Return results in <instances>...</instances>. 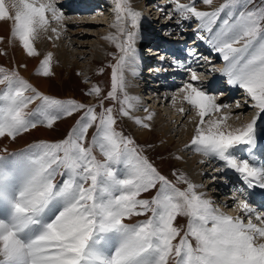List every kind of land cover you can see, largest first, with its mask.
<instances>
[{"label":"snow or ice","instance_id":"snow-or-ice-1","mask_svg":"<svg viewBox=\"0 0 264 264\" xmlns=\"http://www.w3.org/2000/svg\"><path fill=\"white\" fill-rule=\"evenodd\" d=\"M172 2L185 19L201 21L210 34L208 42L226 62L223 74L228 83L243 88L259 109L242 127L225 130L227 116L204 127L205 117L229 106L218 104L199 86L196 71L189 69L191 82L180 91L200 117L191 146L234 170L246 186L264 188V164L241 155L251 151L258 119L264 115V0L259 7H250L252 0H225L212 11L198 10L195 0ZM202 2L212 5L213 0ZM115 12L113 27L119 35L105 38L116 42L121 55L112 66L107 98L119 101L120 115L130 116L132 101L138 98L126 92L121 98L118 91L125 88L126 66L137 74L136 33L131 28L137 26L140 13L131 8L130 0H115ZM221 13L226 18L214 31ZM49 14L53 20L64 19L55 0H0V21H12V37L19 38L30 56L38 55L33 40L39 29L46 30ZM51 58L48 53L38 74H52ZM93 92L101 89L94 86ZM36 101L39 104L30 109ZM97 107L103 111L97 113ZM80 110L84 114L64 139L0 152V264H264V212H257L247 199L233 196L244 214L233 217L196 191L202 185L183 175L179 179L187 187L177 188L140 155L131 138L116 130L112 107L46 95L18 71L0 66V139L14 141L38 125L51 128ZM133 119L150 127L140 117ZM152 189L156 194L151 199L139 198ZM141 215L148 218L125 222ZM253 215L259 223L253 222ZM179 216L188 218L183 234L175 226Z\"/></svg>","mask_w":264,"mask_h":264},{"label":"rangeland","instance_id":"rangeland-1","mask_svg":"<svg viewBox=\"0 0 264 264\" xmlns=\"http://www.w3.org/2000/svg\"><path fill=\"white\" fill-rule=\"evenodd\" d=\"M95 1H97V6L95 9L88 10V11H80L78 4H77L78 0H76V2H74V5L71 4L72 5L71 9L64 10L65 7L62 9L65 12L64 21L63 20L62 21H56V20L52 21L51 20L50 24L52 25V27L56 29V26H58V30L61 32V34L59 37H57V36H55L56 31H52V27H51V29L48 28L50 36L52 37V39H55L54 41L56 42V53L54 55H55L57 60L55 59L54 62L51 60L52 74L49 76H46L49 79V87L50 88H49L48 92H43V93L46 95L54 96V97H56L58 99H62V100L73 99V100H76L80 103H84L86 105H100V103L103 102V105L105 108L106 107H112L113 108V114L116 116V125H115L116 130L118 132H122L124 134V136L131 138L135 142L133 146L137 148V151L140 153V155L143 157H146L147 160L153 166H155V168L162 175L166 176L173 184H175L177 188L184 189L187 187V185L182 180L179 179V177L181 175L184 176L185 180L191 182V180L188 177L187 172H186V165H188L187 163H192V164L194 163L193 164L194 167L197 165L195 167V170H197V172L195 171L194 174L198 175L197 176L198 183L196 185H202V187H200V188L201 189L203 188V190L205 189L206 194L208 195L207 198L208 199L210 198L212 200L211 197H214V203H216V205L215 204L214 205L216 207H218L220 209V211L222 210V212L225 211V213H228L226 211H228V210L231 211L230 209H234V211H237V214L235 217L240 216L239 215V212H240L239 205L233 200V198L231 199L232 195L235 196V194H237L236 196L240 197V199H246L245 197H243V193L241 192V190H239L235 187V186H237L238 183H235L233 187H232L231 183H229V185L227 184V187L229 186L228 187L229 188V191H228L229 194L228 193H221L220 194V192H219L220 189L217 190V188L215 186V183H217V181H215V179L213 180L214 177L211 178V180H209V177L214 176L217 171L215 173L212 172L211 169L209 168L211 165L208 166L209 163H203V161L198 162V163L196 162V159H197L196 157H198V156H196V154L198 151H196L194 149V147H192V148H193L195 153H189L190 152L189 150L191 148V144H190V148H189V146L186 145L185 141L188 138V135L190 134V132L187 133V132L183 131V133H182L181 132L182 130L180 131V128L183 129V127H182L183 123L185 121H187L188 114L184 118L185 121L183 120L182 121L183 123L182 122L180 123L181 118L183 116V113H185L184 112L185 110L183 112H181L178 109V111H180V112H178V114H181L180 115L181 117L179 119H171V121H173L174 124L176 123L177 127L178 126L179 127L177 130H171V131L167 132L169 136H172V141H170V142L166 141V145H165V141H163L164 136H162V134L159 132V126L160 125H158V123L157 124L153 123V125H150L147 122V120L145 121L143 119V123L150 125V127H143L141 123H137V121L135 119H133V117H140L138 111H136L135 109H130V112H131L130 116H122V115H120V112H119V109H120L119 101L107 98V94L109 91H111V85H112V70H113L112 66L116 63V61L119 58V56L121 55V53H120V50L117 47H115L116 42H113L112 40H111V43L107 42L109 39L105 38V37L110 35L109 31H110L111 25L110 24H107V25L103 24V22H100L102 19L99 17H98V19L96 18L97 20H95L93 15L98 14L99 10L105 9L106 6L109 8H111V6H112V12L111 13L107 12L106 16H109V17L113 16L110 19L115 18L116 17L115 0H108L109 3H107V0H95ZM163 1H166V0H140V3L138 5L132 0H131L132 3L130 2L131 8L140 13V16H139L138 21H137V26L135 28H131V30L136 33L135 43H134V47L137 50L136 56L138 55V57H140L138 51L141 52L143 58L147 56L146 54H149L146 52H149L148 50L152 49L153 45H155L154 43L151 44V42H150L151 37L155 38L154 40L156 42H158L160 40L161 41L165 40L166 38H168V36L171 35V36H173V39L175 37V40H173V42L179 43V41L181 39H185L184 35H185V31H186V35L188 37L185 39V42H187V44H188V43H190V41L193 38H196L197 40L200 41L199 42L200 44L195 47V50L200 51V53H201L200 60L203 63H207L208 71L210 73L215 74V77H214L215 80L222 81L220 79V77L225 76L223 74V68L224 67L221 65L220 61L219 62L217 61V57H216V55L220 56V53L215 51L213 46L208 42L210 34L206 30L201 28V21L199 19H197L195 17H190L189 19H185L178 12L175 11V8H176L175 3L171 2L172 0H168L170 4H169V6L166 7V9H171L167 13V14H169V17H166L165 15H163V13L166 10L165 11L163 10V12H161V11H156V9L154 8L155 12L157 13V18L154 17L156 13H153V15L151 14L152 15L151 17H154L155 21L159 20L158 22H156L157 24L150 27V20L144 19L143 22H141L142 21L141 20L142 19L141 14L143 12L151 11L153 4H156V5L159 4L160 6H164L165 4L164 5L161 4V2H163ZM180 2H182V3L184 2V4H187L191 1L190 0H180ZM200 2H202V0H198L197 3H195V6L197 7L198 10L212 11V10L218 8L222 3H224L225 0H215L216 6L213 8H211L212 5L209 8L208 7L204 8L200 4H198ZM261 3H262V0H252V5H250V7L251 6L259 7V6H261ZM74 8L78 11L74 10ZM94 10H96V11H94ZM76 12L77 13L80 12L84 15L88 14V17H86V18L81 17L80 18L79 13L76 14ZM92 12L94 14H92ZM100 16H102V15H100ZM159 16H161V17H159ZM170 17L172 18L171 25L165 20V18H167V20H169ZM225 17H226L225 14L221 13L220 19L217 20L212 25L214 31L217 30L219 25L222 24L221 19H223ZM80 19H83V22L77 21ZM181 21H184L182 23V28L179 25ZM166 23H168V24H166ZM165 25H169V26H165ZM195 25H199V27L194 30L193 28ZM158 26L160 27V29ZM165 27H167V28H165ZM168 27H169V30H168ZM163 28H165V31H168V32L163 31L162 30ZM157 30H160L158 36H156ZM137 35H138V37H137ZM148 35H151V36L148 37ZM169 40H170V44H171L172 40L171 39H169ZM103 42L106 43L104 45L105 46L104 48L102 47ZM203 44H204V46H203ZM111 45L113 47H111ZM148 45H149V47L152 46V48H149V47L147 48ZM173 47H174V44H172L169 47V49H172ZM178 49H181V47ZM205 51L207 52V54H203V52H205ZM167 53L168 52H166V54ZM152 56H153V54H150V56L146 60H144V62H146L147 65H144V68L142 67L143 73H141V74L149 75V72H151V70H152L149 68V66H151L153 63H156V61L158 63L160 57L164 58L163 57L164 55H162V54L158 55L159 57L156 55H154L153 57ZM150 58H152V61L149 60ZM63 59H66L68 61L63 62L64 61ZM155 59H157V60L155 61ZM167 59H168V57H167ZM185 59H186V56H185ZM219 59H220V57H219ZM221 59H222V54H221ZM165 60H166V55H165ZM136 61H137V59H136ZM163 62H164V59H163ZM137 63L138 62H136V65H137ZM3 65L6 67V65L4 63H3ZM3 65H0V66H3ZM140 65L142 66V63ZM138 67H139V63H138ZM139 69H140V67L138 68V71H137L139 77L136 74V76L138 78H136L135 76H134L135 77L134 78L133 75H131L129 78L128 75L126 76V73L124 71V77L126 76L128 78V81H125V88H124L123 92L118 91V96L122 98L125 92L129 95V93H133V91H136V93L139 96H141L140 97L141 100H143L145 102L144 104H139L138 109H140L141 111H144V109H148V108H153V110H156L159 108V104L162 106L165 103V97L166 96L165 97L162 96L164 93V90L162 91V94H161V86H153V84H152V87H147V84L145 82L148 79H146L145 77H144L145 81L142 82L141 86H140L139 78H141V76H140ZM166 69H168V68H166ZM55 72L59 74L58 79L55 78ZM169 74H172V72L165 74V77H168ZM161 77H163V76L161 75ZM23 78L27 80V78H25V77H23ZM188 78H190V71H189V73H187V75H185L184 80L190 82V80H188ZM131 80L135 83L133 90L131 88H128V89L126 88V84L128 82H130ZM141 80L143 81V79H141ZM199 81H200V78H199ZM224 84L227 86L229 85V83H227V82L223 83V85ZM94 86H98L101 89V92L99 94L94 93V92L90 94V89H92ZM175 87L176 86L173 87V90ZM153 88H158V90H155ZM225 89L226 88H221V86H219L218 90H216V91L213 90L214 91L213 94L215 96L221 95L222 91H224ZM170 90H172V89H170ZM175 91H178V90H175ZM171 94L174 97V94L172 92H171ZM151 95L155 96L156 98L154 100H152L153 96L151 98L150 97ZM145 96H146V98H144ZM148 96L151 98V100L148 99ZM169 96H170V94H169ZM236 97L237 98L239 97V98L233 102L234 104H235V102L237 103L238 101L241 104L246 103V110L241 111V115H243L244 118H241V116H239L237 114L236 115L230 114L231 115L230 117L233 116L234 122H236L237 124L247 122L249 120V118L251 117V115H254L258 109L252 106L254 104V101H252L249 96L248 97H242L239 95ZM240 98H242V99L240 100ZM160 100H161V102H160ZM169 100H170V98H169ZM172 100H174V99L172 98ZM163 101H164V103H163ZM170 102H172V101H169V103L167 102V104H166L167 111H171L173 109L172 107L169 106ZM37 104H39V103H36V105ZM96 111H97V113L102 112L103 108L97 107ZM173 112H174V110H173ZM190 112L192 113L193 111L191 110ZM230 113H232V112H230ZM234 113H236V112H234ZM239 113H240V111H239ZM250 113H253V114H250ZM83 114H84V110H80L71 116H67V117H64L60 120H57L54 123V125L51 127V129L55 130L54 134H52V133H49L50 135L48 134V136L50 138L44 137V136L41 137V135L36 130L40 129V127H43L46 125H38L36 128L30 129L29 131L21 133L20 135H18L17 136L18 139L16 138V140H14V141L12 140L13 142L10 141L11 139H9V138H8L9 142L5 141V143L0 139V141H2L3 144H5V145H3L1 143L2 145L0 147V152H2V150L4 148H7V147H8L7 148L8 152L12 153V152H18L21 149H26L29 145H32V144L40 142V141L54 142V141L62 140L68 135L70 130L75 126L76 121L79 120ZM249 114H250V116H249ZM197 116H198V114H197ZM140 118L142 119V117H140ZM66 119H72L71 124L70 123L63 124L62 121L66 120ZM205 120L207 121L206 118H205ZM257 124L260 127V130H259V134L261 136L260 142H262V141H264V138H263L264 137V115L258 119ZM54 127H58V128L54 129ZM139 129L142 131H140ZM94 131H95V128L89 129V133H88V140L89 141L91 140V136H92ZM23 135L26 138H24ZM27 137H29V138H27ZM27 140H28V142H27ZM12 143H13V145H12ZM6 145H7V147H5ZM176 146H177V148L179 147L180 149L185 146L184 148L186 150L185 149L183 150L184 151L182 153L183 155L181 153H179ZM263 148H261L258 145L256 147V151L258 149H260V151L261 150L263 151ZM260 151H258V152L260 153ZM97 156L98 157L100 156L99 152H97ZM250 158H252V157H250ZM206 162H208V161H206ZM221 166L223 167L224 173H226V171H230L231 173L234 172V174H236L239 177L238 173H236L234 170L231 171L230 169L224 167L225 165L223 163L221 164ZM200 169H202V170H200ZM234 174H233V177L236 178L235 177L236 175H234ZM220 175H223V174H220ZM60 179H61L60 176L56 177L57 181H59ZM209 181H212V182H209ZM208 185H210V186L208 187ZM251 188L253 190L252 196L254 198V195H255L254 190L257 191L258 186L257 185L254 187L252 186ZM243 190H245V189H243ZM232 191H233V193H232ZM263 191H264V189H263ZM155 194H156V189H152L148 192L142 193L139 198L151 199L153 196H155ZM250 200H253V199H251V197H250ZM231 201H232V203H231ZM252 203H254V205H257L256 202H252ZM256 209L257 210L259 209L258 212L264 211L263 207L260 208L258 206ZM148 215H151V213H149ZM147 218H148L147 216L141 215V216H135V220H133V221H129V219H127V220H128V223H137L138 221H142V220H145ZM245 222H247L246 216H245ZM258 222L259 221H257V223ZM187 223H188L187 217H185V216L177 217V219L175 221V226L182 229L181 234H183V231L186 230ZM178 239H179V237L177 238V240ZM192 242H193V244H195L194 239ZM174 243H175V241H174Z\"/></svg>","mask_w":264,"mask_h":264},{"label":"bare ground","instance_id":"bare-ground-1","mask_svg":"<svg viewBox=\"0 0 264 264\" xmlns=\"http://www.w3.org/2000/svg\"><path fill=\"white\" fill-rule=\"evenodd\" d=\"M134 1L137 5L140 3V0H132ZM192 2V0H190ZM198 0H195V3H197ZM39 2V0H38ZM74 2H76V0H55V3L57 5V7L62 11L64 12L62 9L64 8V10H68V9H71L72 8V5H74ZM81 2L82 0H78L77 4H78V7H79V10L80 11H88L85 7H89V10H93L96 8L97 6V1L95 0H91L89 3H87L86 5H83L80 7L81 5ZM131 2V0H130ZM172 2V1H171ZM189 2V3H191ZM6 3H7V0H6ZM132 3V2H131ZM150 3V2H149ZM182 3V2H181ZM184 3V2H183ZM203 2H200L198 4H200L202 7L204 8H209L211 5H207V4H202ZM72 4V5H71ZM161 4H165L164 6H160L159 4L156 5V4H153L152 8H151V11L147 12H143L141 14V17H142V21L144 19H147V20H150V27H152L153 25L157 24L156 22H158L157 20L155 21L154 17L157 18V13L155 12L154 8L156 9V11H161L163 12V10L165 11L163 13V15H165L166 17H169V14L168 11L171 10V9H166L167 6H169V1L166 0V1H163L161 2ZM188 4V3H187ZM215 0H213V3H212V6L211 8L215 7ZM111 6V5H110ZM148 7V6H147ZM78 11V10H76ZM96 11V10H94ZM154 11V12H153ZM107 12H112V6L111 8L109 7H105V9H100L99 10V13L96 14V15H93L94 19L97 20L98 17L101 18L102 20L100 22H103V24H110L111 25V28H110V31H109V34H114V35H119V29L117 27H113V24L115 23V18H112L110 19L111 17L109 16H106L107 15ZM160 12V13H161ZM79 13V17H88V14L84 15L80 12ZM76 12V14H78ZM153 13H156L154 17H151L153 15ZM75 14V15H76ZM92 14H94L92 12ZM152 14V15H151ZM82 15V16H81ZM102 15V16H100ZM104 15V16H103ZM161 17V16H159ZM158 17V18H159ZM64 18H65V12H64ZM97 18V19H96ZM149 18V19H148ZM226 18V17H225ZM223 18V19H225ZM84 19V18H83ZM83 19H80V20H77L78 22H83ZM223 19H221L223 21ZM51 20L54 21L52 18H51V14H49V24L46 26V30L45 29H39L36 36H35V39L33 40V44H34V47L36 48L37 52H38V55L36 56H30L28 55L27 53V50L23 48L22 46V43L20 42L19 38L16 37H12L11 35V31H12V21H9V20H3V21H0V37H3L2 40H0V65H3V63L6 65L7 69H10V70H16L19 72V74L22 76V77H25L27 78V81H29L36 89H38L40 92H48L49 91V79L42 75V74H38V69L40 68L41 66V62L43 61V59L47 56L48 53H52V58L51 60L54 62V60L56 59L55 57V53H56V42L54 41L55 39H52V37L50 36L49 34V31H48V28L51 29L52 25L50 24L51 23ZM165 20L171 25L172 23V18L170 17L169 20H167V18H165ZM64 21V19H63ZM99 22V21H98ZM184 21H181L180 22V27L182 28V23ZM166 23V24H168ZM177 23V22H176ZM66 24V23H65ZM56 26V25H55ZM165 26H169V25H165ZM130 27V25H129ZM159 27V26H158ZM172 27V26H171ZM170 27V28H171ZM199 27V25H195L194 26V30L197 29ZM141 28V27H140ZM167 28V27H165ZM165 28H163L162 30L165 31ZM53 29V27H52ZM160 29V27H159ZM168 30H169V27H168ZM171 31V30H170ZM157 35H159V32L160 30H157ZM165 32H168V31H165ZM61 34V32L58 30V26H56V33H55V36L59 37ZM151 35H148V37H150ZM185 39L188 37L186 35V31H185ZM138 37V35H137ZM172 40L171 44H170V40ZM168 38H166L165 40H160L158 41L160 44H162L164 41V46L165 48H163V50H160L158 51L159 49L158 48V45L154 46L152 48V46H150L149 48H152V49H149L148 51L149 52H146V53H149L146 54L147 56L145 57L146 59L150 56V54H154V55H164L163 57L164 58H161L159 60L158 63H164L165 62V55H166V61L169 60V63L168 64H165L163 66H156L158 65L157 64V59H155L156 63H153L151 66H149L151 70V72H149V75L147 74H141L143 73V68H144V60L143 58H141V52L138 51L139 53V56L137 55V61L139 63V72H140V76L141 78H139V81H140V86H141V83L144 82V77L148 80H146V84H147V87H152V84L153 86H160L159 84V78L160 76L162 75L163 77H165V74H168V73H171L172 74H169L168 78H170L171 76L173 77V79H176V77H179L182 79V81L180 83H177L176 87L174 88V90H170V96L169 95H166L163 96L165 97V103L163 101V105L161 106L159 104V108L156 109V110H153V108H148L147 111H141L140 109H138V105L139 104H144L145 102L143 100H141V96H139L136 91H133V93H129V96L131 97H137L138 99L137 100H134L132 101V103L135 105V110L138 111L139 113V116L142 117V119H144L145 117H147L150 113L154 114L152 115V119L151 120H147V119H144L145 121L147 120V122L150 124V125H153V123H158L159 126V132L162 134V136H164V140L165 141V145H166V141L170 142L172 141V136H169L168 135V131H171V130H177L178 127L176 125V123L174 124L173 121H171V119H179L181 116V114H178V112L181 111V109H184L185 113H183V116L181 118V121L180 123L184 120V118L187 116V121H185L182 125L183 129L180 128V131L183 133V131L185 132H190V134L188 135V138L186 139V145L189 146L190 148V144H191V140H192V137L195 135L196 133V127L197 125L199 124V121H200V117L197 116V109L193 108L192 105H190L186 100H184V95L185 93L184 92H181L180 89L182 88V86L188 82V81H185L184 78H185V75H187V73H189V69L191 70H194L196 71L198 77L200 78V84L199 86L203 88L204 91L208 92L209 94L215 96L213 94L214 91L218 90L219 86H221V88H230L229 92H227V89H225L224 91H222V94L221 95H218V96H215L216 97V102L218 104H225V105H228L229 107H226V108H223L221 109L220 111L218 112H213L212 114H210L209 116L205 117L207 119V121L205 120V125H203L204 127H207L208 123L211 122V121H215L217 119H220L224 116H227V121H226V125H225V130H230V129H234V128H238V127H242L243 125L247 124L248 122H250L252 120L253 117H255L257 115V113L259 112V109L255 112L254 115H251V117L249 118V120L247 122H244V123H236L234 122V119H233V116L230 117L232 114L234 115H239L241 116V118H244L243 115H241V111H245L246 110V103L245 104H241L239 101V107H237V103L235 102V104L233 103L234 101H236L238 98L236 96H242V97H248L246 91L239 87L238 85H233V84H229L228 86L227 85H223V83L227 82L228 83V77L225 75L223 77H220V79L222 81H217L215 80V74L214 73H210L208 71V66H207V63H203L201 60H200V57H201V53L200 51H196L195 50V47L198 46L200 43L199 40H197L196 38H193L190 43L187 44V42H185V39H181L179 41V43H174L173 40H175V37L173 39V36H168ZM155 38H150V40L152 41V43L154 44H157L156 41L154 40ZM149 40V41H150ZM148 41V42H149ZM150 41V42H151ZM107 42H110L111 43V40L109 39ZM169 42V43H168ZM189 42V41H188ZM106 43H102V47L104 48ZM113 44V43H112ZM174 44V47L172 49H169V47ZM116 45V44H115ZM163 45V44H162ZM204 46V44H203ZM202 46V47H203ZM111 47H113L111 45ZM116 47V46H115ZM181 49H178L180 48ZM201 47V48H202ZM148 48V47H147ZM166 50V51H165ZM188 50V51H187ZM154 51V53H153ZM163 51V52H162ZM171 51V55H169L168 53L166 54V52H169ZM158 52V53H156ZM219 53V52H218ZM203 54H207V52H203ZM153 55V56H154ZM152 56V57H153ZM185 56H186V59H185ZM188 56V57H187ZM159 57V56H158ZM168 57V59H167ZM217 57V61L221 63V65L225 68L226 67V62L224 60L221 59V53H220V56L216 55ZM220 57V59H219ZM144 58V59H145ZM145 59V60H146ZM163 59H164V62H163ZM57 60V59H56ZM64 61L63 62H66L68 60L66 59H63ZM150 61H152V58L149 59ZM52 62V63H53ZM138 63L137 65H135V71L137 73V76H138ZM142 63V66L140 65ZM137 66V67H136ZM3 67H5L3 65ZM5 67V68H6ZM143 67V68H142ZM168 68V69H166ZM223 68V69H224ZM125 73H126V76L128 75L129 78L131 75H133V77L135 76L136 78H138L136 76V74H133V71L131 70L130 66H126L125 69H124ZM167 72V73H166ZM158 74V75H157ZM183 74V75H182ZM125 76V81H128V78ZM132 77V78H133ZM134 77V78H135ZM153 77H155V79L153 80ZM55 78L58 79L59 78V74L55 72ZM143 79V81L141 80ZM150 79V80H149ZM61 80V79H60ZM188 80H190L191 82V77L188 78ZM171 81V80H170ZM223 82V83H222ZM134 82L131 80L130 82H128L126 84V88H131L133 90V87H134ZM136 86V85H135ZM175 86V85H174ZM173 86V87H174ZM239 87V88H238ZM177 88V89H176ZM138 89V88H137ZM155 90H158V88H153ZM175 90H178V91H175ZM214 90V91H213ZM235 90L237 91L236 93H234V95L230 94L231 91H234ZM141 91V90H140ZM129 92V91H128ZM168 92L167 90V87L164 89V93ZM171 92L174 94V97L175 99L172 100L173 98V95L171 94ZM163 93V94H164ZM30 94V93H29ZM153 95H151L150 97L152 98ZM148 96V99L151 100ZM146 98V96L144 97ZM156 97L153 96L152 100H154ZM170 98V100H169ZM242 98H240L241 100ZM249 99V98H248ZM162 100V99H161ZM160 100V102H161ZM164 100V99H163ZM246 100V99H245ZM157 101V100H156ZM169 101H172L170 102L169 106L172 107L173 109L171 111H167V108H166V104L167 102L169 103ZM244 101V100H243ZM159 102V103H160ZM36 103H39L38 101L34 102V104L30 105L29 108L33 109L36 107ZM233 103V104H232ZM249 106V105H248ZM235 107V108H234ZM233 108V109H232ZM178 109L180 111H178ZM174 110V112H173ZM193 111L192 113L190 111ZM240 111V113H239ZM182 112V111H181ZM232 112V113H230ZM236 112V113H234ZM231 114V115H230ZM250 114H253V113H250ZM249 114V116H250ZM176 116V117H175ZM245 116V115H244ZM248 116V115H247ZM263 116V115H261ZM260 116V118H261ZM233 119V120H232ZM63 124L65 123H70L72 122V119H66L64 121H62ZM174 124V125H173ZM230 126V128H229ZM55 128H58V127H54ZM140 130V129H139ZM195 130V131H194ZM259 130H260V127L258 126L257 124V138H256V142L254 145L251 146V151H243L241 153V155H243L244 157H252L251 158V162H255L257 164H262L261 162V154L264 153V141L260 142V134H259ZM36 131H38V133L44 137H49L48 134L49 133H52L54 134L55 130L47 127V126H43V127H40V129H37ZM142 131V130H140ZM184 132V133H185ZM148 133V132H147ZM146 133V134H147ZM35 135V134H34ZM50 135V134H49ZM186 135V136H187ZM144 136V135H143ZM22 137V136H21ZM24 138H26L24 135H23ZM29 138V137H27ZM50 138V137H49ZM264 138V137H263ZM18 139V137H17ZM4 143L5 141H8V138H3L1 139ZM16 140V139H15ZM26 140V139H25ZM24 140V141H25ZM0 141V147L1 145L3 144V142ZM12 141V140H10ZM13 142V141H12ZM28 142V140H27ZM2 143V144H1ZM5 145V144H3ZM8 145V144H7ZM7 145L5 147H7ZM10 145V144H9ZM13 145V143H12ZM17 145V144H16ZM260 146L261 148H263V151L261 150L260 153L258 151H256V147L257 146ZM12 147V146H11ZM185 147V146H184ZM177 148V150L179 151V153H183L184 149L185 148ZM193 146H191L190 148V152L189 153H195L193 148ZM8 148V147H7ZM195 149V148H194ZM186 150V149H185ZM188 152V151H187ZM247 152V153H246ZM252 154V155H251ZM183 155V154H182ZM192 155V154H191ZM194 155V154H193ZM198 156V157H196ZM196 162H202L203 163H209L208 166H210L209 168L211 169L212 172H216V174L214 176H211L209 177V180H211V178H213V180L215 179V181H218V180H222L223 183L225 184L226 182L224 181V179L226 177H229V178H232V180L234 181H239L240 183H243L241 181V179L233 173H231L230 171H226V173H224L223 171V167L221 166L222 162L219 161L218 159H214L212 158L211 156H206L204 155L202 152H197L196 154ZM208 161V162H206ZM264 161V160H263ZM193 162V161H192ZM202 163V164H203ZM188 165H186V172H187V175L188 177L190 178L191 182L194 183V184H197L198 183V178L196 174H194V172L197 170H195V167L193 166L192 163H187ZM201 164V165H202ZM225 167V166H224ZM201 168V167H200ZM202 170V169H200ZM232 171V170H231ZM230 172V173H229ZM228 173V174H227ZM202 174V173H201ZM218 174H224L223 176L220 175V177L218 176ZM233 174L236 175V179L233 177ZM212 180V181H213ZM212 181H209V182H212ZM244 184V183H243ZM229 185V183H228ZM210 185H208L209 187ZM237 189L241 190V192L243 193V197H245L246 199H248V203L258 212V210L256 209L258 206L260 208H264V199L261 198V195L263 194V192H259L260 189H264V188H261L259 187L258 185V190H254L255 192V195H254V198L252 196V188L251 187H244V189L246 190H243V188L241 187L240 184H237ZM229 187V186H228ZM254 187V186H253ZM198 189V190H197ZM196 189L197 192L199 193H203L204 194V198L208 199L207 198V194H206V191L205 189L203 190V188L201 189L200 187H198ZM232 189V188H231ZM218 190V189H217ZM238 190V191H239ZM221 191V190H220ZM233 193V191H232ZM236 193V192H235ZM241 193V194H242ZM221 194V192H220ZM229 194V193H228ZM237 194H235L236 196ZM239 195V194H238ZM231 197V196H230ZM242 197V198H243ZM250 197L251 199L253 200H250ZM212 198V201L214 203V197H211ZM220 198V197H219ZM229 198V197H228ZM233 198V195L231 197V199ZM240 198V197H239ZM210 199V198H209ZM211 200V199H210ZM216 200V199H215ZM261 200V201H260ZM252 202H256L257 205H254V203ZM230 203V202H229ZM232 203V201H231ZM216 205V203H214ZM224 210V209H223ZM231 211H226L228 212L227 214L228 215H231V216H236L237 214V211H234V209H230ZM222 211V210H221ZM262 211V210H261ZM225 213V211H223ZM231 212V213H230ZM264 212V211H263ZM239 215H243L241 209H240V212H239ZM253 218V222L254 223H257L256 219H255V215L252 216ZM135 220V216L131 217L129 219V221H133ZM125 222L128 223V220H126ZM259 223V222H258Z\"/></svg>","mask_w":264,"mask_h":264},{"label":"trees","instance_id":"trees-1","mask_svg":"<svg viewBox=\"0 0 264 264\" xmlns=\"http://www.w3.org/2000/svg\"><path fill=\"white\" fill-rule=\"evenodd\" d=\"M149 55V54H148Z\"/></svg>","mask_w":264,"mask_h":264}]
</instances>
